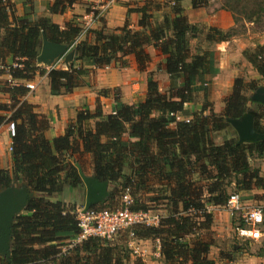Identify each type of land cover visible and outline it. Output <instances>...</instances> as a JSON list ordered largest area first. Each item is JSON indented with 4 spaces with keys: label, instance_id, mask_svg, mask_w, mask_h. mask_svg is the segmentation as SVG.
Segmentation results:
<instances>
[{
    "label": "trees",
    "instance_id": "trees-1",
    "mask_svg": "<svg viewBox=\"0 0 264 264\" xmlns=\"http://www.w3.org/2000/svg\"><path fill=\"white\" fill-rule=\"evenodd\" d=\"M179 1L144 0L135 7L126 3L127 14H138L137 28L125 22L110 29L99 18L100 26L86 30L84 39H79L85 23L78 15L72 14L60 27L50 16L17 15L12 0H0V64L9 67L14 80L29 81L46 73L52 94H68L91 71L84 62L94 68L122 66L127 63L123 56L132 55L137 68L146 70L151 61L145 49L148 45L164 56L163 66L158 64L156 71L164 69L169 78L168 88L161 92L149 72L142 101H117L114 112L108 114L101 108L90 111L82 107L64 132L52 139L46 137L49 119L23 99L28 90L21 84L10 87L5 83L3 90L9 99L0 101V125L12 123L13 133L11 168L0 165V191L25 181L36 195L16 216L10 257L0 256V264L128 263V244V251L119 249L111 241L114 235L90 237L64 249L79 231L77 210L55 197L67 187L84 189L74 163L81 165L80 158L86 155H91L92 175L111 186L109 195L91 209H102L107 203L111 206L128 192L135 198L132 209L164 211L157 225L135 224L122 230L131 240H158L163 264H216L209 257L214 238L205 237L214 214L208 207H224L232 192L264 191L260 166L252 164L256 159L264 162V140L238 143L226 117H240L251 102L258 105L253 109L255 124L264 131V102L244 93L259 86L255 80L236 77L220 112L207 104L187 110L196 93L206 95L218 72L214 50L198 46L192 52L190 40L204 35L201 41L221 42L230 38V32L190 23ZM203 1L190 3L196 8ZM74 3L76 0H52L49 12L63 15ZM42 32L48 40L74 48L68 69L47 70L37 64ZM242 55L264 79V44L245 49ZM15 62L21 67H13ZM99 93L106 94V90ZM178 115L188 117L178 119ZM149 192L146 202H140L139 195Z\"/></svg>",
    "mask_w": 264,
    "mask_h": 264
},
{
    "label": "crops",
    "instance_id": "crops-1",
    "mask_svg": "<svg viewBox=\"0 0 264 264\" xmlns=\"http://www.w3.org/2000/svg\"><path fill=\"white\" fill-rule=\"evenodd\" d=\"M12 1L14 3L15 13L17 15L28 14L32 19H35L39 16H50L53 22L58 23L60 27H63L64 22L68 20V18L73 14V12L70 10L79 11V13L83 17L82 18L80 15L79 19L84 21V23L86 22V24L90 19V15L87 12L83 13L84 10L82 11L80 9L75 8H69L63 15L51 14L49 12V5L52 0ZM88 1H93L92 3L97 5V8L103 9V14L101 18L103 19L105 25L108 28L114 29L117 27H122L125 22H127L130 27L137 28L138 14L135 12L127 14V6L125 4L129 3L130 7H135L137 5L142 4L143 0ZM137 1H140L139 4H136ZM181 5L184 7V9H186L184 13L189 18L190 23H202V19L200 18L192 19V13H195L196 9L199 8H193L191 6L190 0H183ZM104 8L106 9L104 10ZM216 9L217 12H223L224 17H216V20L210 25L217 26L223 30L231 29V27H233L234 25V20L231 12L227 11L228 9H225V7L222 6L217 7ZM196 14L197 12L195 13V15ZM99 18L90 23L87 26V30L99 27ZM85 33L86 31L82 33L79 39H84ZM230 43L231 41L227 40L216 42L214 45L213 50L215 53V57L216 55L219 56V59H215L217 61L219 60V63L215 62L216 67L218 68L217 74L220 72H227L229 75L234 74V69L236 68L234 63L236 62L238 57H242V48L234 45L232 46V44ZM150 53L152 52L150 51ZM156 53L158 52L156 51ZM123 58L127 59L128 61V64L123 66L117 64L105 66L102 68H94L88 62H84V66L86 68L91 69V71L88 75H85L83 77V83L80 86L74 88L73 91L68 94H52L50 91L49 80L46 76V73L43 75H35V77L31 81L35 82L36 87L33 91L27 92L23 99L33 104L37 113L44 114L49 119L50 128L48 129V131H46L47 138L52 139L62 134L67 124L75 119L77 111L82 107H86L90 111H94L96 108H101L104 114H108L114 112L115 104L117 101L123 102L125 104H133L140 102L144 99L146 93L147 74L152 71L156 63H153V65H151L152 68L149 69L148 72H143L137 68L132 55L123 56ZM163 58L164 56L161 55V57H159L160 61L158 62H162ZM8 61L10 60L7 59V62ZM232 61L234 63H232ZM42 67H44L45 69L48 68L45 66ZM55 67L65 69V67L61 64V61L55 63ZM217 74L214 76V78L217 77ZM8 79L9 75L0 68L1 101H6L8 99V94L3 90V87L5 86V83ZM17 81L21 85L25 82L22 80ZM102 90H106V94L99 93ZM114 93H116V98L114 96ZM222 107L223 103L222 106L221 104L219 105V110L217 111V109H215L214 112H220L222 110ZM252 109H255V107H253ZM11 124L12 123H4L0 125V165H2L5 169L11 168V150L9 149L11 147ZM80 161L82 165V167L81 165L80 167L84 174L92 175V169L90 166L91 155L83 156L82 158H80ZM254 192L257 193V191ZM254 192L252 191L248 193V197H250L247 198L246 202L250 204L254 203L255 201H260V203H264V199H257L254 196ZM81 194L82 189H72L67 187L60 195L56 196L55 198L63 199L67 203H73V199L80 196ZM260 205L264 208V204ZM78 206V203H76L77 210L80 209V207ZM211 210L214 213L213 223L211 225L212 231L217 232V237L219 236V233H221V235L226 234L225 230L229 223V215L227 211L223 207H211ZM261 226V236L254 240L255 244L254 242L249 241V239L247 240L248 246L250 247L249 250L246 247L245 249L236 248L237 245L234 244L230 251L228 250V252H226L227 254H225L224 256H220L219 254V262L215 261L216 264H264V224ZM154 244L155 242L150 239L131 240L129 242V249L138 253L139 255L136 254V256L138 257L137 261L134 257L130 256V259L127 264H163L160 261L162 259L160 254L157 256H151L150 254ZM255 246L258 249L257 252L252 250L255 248ZM209 252H211V250ZM140 256L142 257V263H140ZM156 258L159 260L158 262L156 261Z\"/></svg>",
    "mask_w": 264,
    "mask_h": 264
},
{
    "label": "rangeland",
    "instance_id": "rangeland-1",
    "mask_svg": "<svg viewBox=\"0 0 264 264\" xmlns=\"http://www.w3.org/2000/svg\"><path fill=\"white\" fill-rule=\"evenodd\" d=\"M175 0H160V2H168L173 4ZM183 0H180V5L182 3ZM93 1H88V0H76V3H74L70 9H80V10H84L83 13L87 12L88 14L90 13H94V12H99V16L101 18L102 14H103V10L101 11V9L97 8L94 3H92ZM140 1H137L136 4H139ZM144 2V0L142 1ZM82 3V5H81ZM79 4V5H77ZM138 6V5H137ZM182 6V5H181ZM225 7V9H228L227 11L231 12L232 16H233V20H234V25L233 27H231V29L229 30H225V31H229L230 32V38L228 40L231 41L230 44H232V46H238L240 48H242V51L245 49L248 50H252L254 49L257 45H262L264 44V0H206V2H199L196 8L195 13L197 12V14L195 15V13H192V19H202V23H194L193 24H197L199 26V28H207L209 26H211L210 24L212 22H214L216 20V17L220 18V17H224V13L223 12H217V7ZM183 7V6H182ZM106 8H104L105 10ZM184 9V7H183ZM186 9H184L183 11L185 12ZM73 14L80 16L81 14L79 13V11H73ZM221 11V10H220ZM190 12V11H189ZM86 13V14H87ZM161 12L158 13V15ZM82 17V15H81ZM83 18V17H82ZM188 21L189 18L187 17ZM204 22V23H203ZM210 22V23H209ZM217 27V26H216ZM204 36V35H203ZM203 36H199L198 39H191L190 40V46L192 49V52L195 51V48L198 46H203L204 48H210L213 49L215 43L211 42H205V41H201ZM233 40V42H232ZM200 41V43H199ZM227 41V40H226ZM202 42V43H201ZM145 49L149 52L150 56H151V61L148 65V67L146 68V70H143V72H148L149 69L152 68L151 65H153V63H156L159 60V57H161L160 54L156 53V50L148 45L145 46ZM150 51L152 53H150ZM241 56L242 57H238V59L236 60V62L234 63L232 61V63L235 64L236 68L234 69V74L229 75L227 72H220L217 74V77L213 79V81L208 85V91L206 93V95L202 92H198L195 94V97L193 99V102L191 104H188L187 110L192 112L194 110H199L201 108L202 105L207 104V106L209 108H211V110L215 111V109H217V111L219 110V105L223 103V98L226 97V95L230 92L232 83L234 78L236 77H240L242 78L244 81L248 82V81H252L255 80L259 86L260 85H264V79H262L259 74L253 69V67L248 63V61L243 57L242 52H241ZM220 57H224V56H220ZM215 59H219V56L216 55ZM226 59V58H223ZM163 60V59H162ZM215 62L219 63V60H215ZM128 64V61L127 63ZM125 64V65H126ZM155 67H153L152 72H153V76L154 78L157 80V88L159 91L161 92H165L166 89L169 86V78L168 75L165 73L164 69H162L161 71H156V67L158 64H161V66H163V61L162 62H158V64ZM2 65V64H0ZM121 66V65H120ZM123 66V65H122ZM148 76V74H147ZM229 78V79H226ZM7 82V81H6ZM7 86V85H6ZM254 90H245L244 93L246 94V96H250V94L253 92ZM8 99H9V95H8ZM8 99L6 101L3 102H7ZM223 99V100H222ZM1 101V100H0ZM248 107L249 109H252L253 107H258V105L256 104H252L251 102H248ZM260 109L262 110V107H260ZM205 114L209 113V110L204 111ZM178 119H183L185 117H188V115H178ZM262 122L264 123V118L262 119ZM220 140V139H219ZM253 165L256 166H260L261 169V174L264 176V162L260 161L259 159L253 160L252 162ZM232 185L230 187V191H231ZM111 190V186L109 187V192ZM84 191L85 188L82 189V194L76 198L73 199V203L71 202H65L63 199L65 204L68 207H75L76 208V203H78V207H80V209H83L84 206ZM233 191V190H232ZM231 191V192H232ZM257 191V193H255V195L257 196V199H264L263 195H264V191L261 189H253L252 190ZM251 191V192H252ZM233 193V192H232ZM242 199L247 201L248 197V192L244 193V192H238ZM150 194H152L151 192L147 193V194H141L139 195V201L141 202H146L145 198H148V196H150ZM254 195V196H255ZM58 196V195H56ZM118 196V195H117ZM57 199V198H55ZM132 199H135L132 197ZM117 201V202H116ZM115 203V206H114ZM121 203V198L120 196L117 197L115 199L114 202H112L111 206L110 203L105 204L104 208L102 209H112L113 207H115V209L120 207ZM99 204V203H98ZM253 205H260V204H264V203H260V201H255L254 203H252ZM78 209L77 212L80 210ZM209 209V207H208ZM148 211H150L149 213L151 214H159L160 216H164V211L159 209V208H152L149 209ZM264 211V208H263ZM229 215V223L226 227V234L221 235V233H219L218 237H217V232L215 231H211L209 233L206 234V238L209 237H213L214 239V245L213 247L210 248L211 252H209V257L214 259L215 261L219 262L218 256H219V252H224L225 254H227L226 252H228V250L230 251V249L232 248V246L235 244L237 245L236 248H242L245 249L248 248V250L250 249V247L248 246L247 240L249 239V241L254 242L255 244V239H251L250 237H240V235L237 233V228H239L240 222H238V220L236 221V219L233 218H238L235 216H232L229 212H227ZM159 216V217H160ZM264 224V221L262 222L261 225ZM262 226H260L261 228ZM223 233V232H222ZM245 239V240H243ZM111 241L117 245V247L120 249H122L123 251H128V249H126V246L128 244L129 247V242L131 241L130 237L126 234V231H120L118 234L114 235L111 239ZM155 242L154 246L152 247V251H151V256L155 255H159V247L157 248V245H159V241L158 240H153ZM248 246V247H247ZM130 248V247H129ZM218 248V249H217ZM253 251L257 252V248L255 246L254 249H252ZM129 258L130 256L134 257L135 260H138V257L136 256L139 255L138 253L132 251L129 249ZM132 255H131V254ZM153 253V254H152ZM140 263H142V257L140 256ZM155 259V258H154ZM146 260V259H145ZM156 261L158 262L159 260L156 258ZM161 263H163L162 259L160 260Z\"/></svg>",
    "mask_w": 264,
    "mask_h": 264
},
{
    "label": "water",
    "instance_id": "water-1",
    "mask_svg": "<svg viewBox=\"0 0 264 264\" xmlns=\"http://www.w3.org/2000/svg\"><path fill=\"white\" fill-rule=\"evenodd\" d=\"M74 48L61 42L48 40L42 32L41 48L36 57L38 65L49 67L61 61L68 69L73 61ZM250 99L264 102V85L258 86L251 94ZM255 111L248 109L238 118L226 117L238 138V143H256L264 140V131L255 124ZM81 176L85 193L82 212H86L93 205L102 202L109 195L108 181L99 180L94 175H86L78 163H74ZM36 195L25 181L11 184L0 191V256L9 259L12 243V226L16 216L26 208L28 200Z\"/></svg>",
    "mask_w": 264,
    "mask_h": 264
},
{
    "label": "built area",
    "instance_id": "built-area-1",
    "mask_svg": "<svg viewBox=\"0 0 264 264\" xmlns=\"http://www.w3.org/2000/svg\"><path fill=\"white\" fill-rule=\"evenodd\" d=\"M102 10L103 9H101V11ZM99 14V12H92L89 14L90 19L87 24L85 22L84 29L80 33V36L87 30V26L90 23L100 17ZM12 66L21 67V64L15 62L12 63ZM54 67L55 64L49 66L47 70ZM0 68L9 75V79L6 82L7 85L11 87L19 84L17 80L11 78V75L8 73V66L0 65ZM22 85L28 90V92L33 91L36 87L35 82L31 80L25 81ZM177 118L179 117L177 116ZM12 133L13 125L11 124V134ZM9 149L11 150V147ZM132 203L133 199L131 195L128 192H125L121 196V205L117 209L95 210L90 208L86 212H82L83 209H80L77 212L79 231L64 249L72 248L76 244H79L81 241L90 237L110 238L116 233L126 230L135 224H158L159 214H151L149 213L150 211L132 209ZM223 208L232 216L238 217L235 219L240 222L239 228H237V233L240 237L257 239L261 236L260 226L264 221L263 206L247 203L242 199L239 193L234 192L230 194ZM209 210H211V207H209ZM158 247L159 245H157V248Z\"/></svg>",
    "mask_w": 264,
    "mask_h": 264
}]
</instances>
